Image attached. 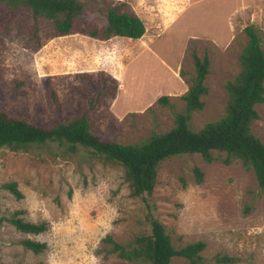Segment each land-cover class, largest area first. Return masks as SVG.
<instances>
[{"label": "rangeland", "instance_id": "obj_1", "mask_svg": "<svg viewBox=\"0 0 264 264\" xmlns=\"http://www.w3.org/2000/svg\"><path fill=\"white\" fill-rule=\"evenodd\" d=\"M84 1L85 11L68 34L27 7L16 10L0 2L1 107L48 124L81 112L101 93L89 114L97 132L141 142L153 130L171 129L176 112L185 110L181 95L195 72L197 50L210 58L205 106L190 118L200 129L225 112V84L241 69L248 24H258L264 46V0H192L172 24L152 31L150 42L89 35L107 25V10L119 0ZM128 1L134 7L174 0ZM160 95L169 96L170 103H159ZM257 109L252 128L264 140V101ZM218 155L211 162L199 152L163 160L154 186L155 213L177 248L206 241L205 264H264V190L240 159L230 164ZM196 165L204 171L201 182ZM11 179L23 196L0 186V264H135L110 253L105 241L113 236L128 244L150 227L148 209L131 194L121 165H104L83 146L72 151L58 141L27 152L0 147V183ZM19 209L26 221H44L47 228L26 233L1 218ZM25 239L46 246L35 253L23 245ZM218 253L238 261L216 262ZM172 264L194 263L175 256Z\"/></svg>", "mask_w": 264, "mask_h": 264}, {"label": "trees", "instance_id": "obj_2", "mask_svg": "<svg viewBox=\"0 0 264 264\" xmlns=\"http://www.w3.org/2000/svg\"><path fill=\"white\" fill-rule=\"evenodd\" d=\"M12 8L20 10L27 7L37 17L45 16L54 21L62 34L73 32L80 16L85 11L84 0H0ZM107 25L92 28L88 34L110 39L113 35L127 36L133 39L141 37L146 31L142 17L128 0H119L110 5L106 13ZM248 42L240 55L239 73L227 80L225 87L228 99L225 112L215 120L207 122L202 128L195 129L191 123L193 112L205 106L204 96L209 92L206 78L210 73L208 54L201 56L193 50L195 72L189 78V86L181 95L185 101V110L176 112L174 125L167 131L153 130L141 142H120L99 134L90 111L96 107L101 93L90 98V105L81 112L64 118H54L48 124L32 122L23 115L11 113L0 106V147L14 151L27 152L36 145L49 141L66 144L72 150L83 146L91 158L104 165H121L134 197H140L147 210L150 227L137 233L128 244L108 236L105 241L110 245L109 252H115L135 264H172L173 257L183 256L194 264H205L202 251L205 240L188 242L177 248L166 224L155 213L153 200L154 186L158 181L160 163L180 153L199 152L205 160L211 162L222 155L225 163L240 159L247 169L255 171L259 186L264 190V140L252 128L259 118L257 105L264 101V46L257 23L245 28ZM162 105L170 103L169 96L160 95L157 99ZM196 179L201 182L204 171L198 165L194 167ZM0 186L22 197L16 180H7ZM22 210L1 216L14 224L20 231L39 234L47 228L46 222L26 221ZM23 245L37 253L43 251L45 242L25 239ZM216 262L235 263L238 258L225 254H216ZM37 264H45L37 263Z\"/></svg>", "mask_w": 264, "mask_h": 264}, {"label": "crops", "instance_id": "obj_3", "mask_svg": "<svg viewBox=\"0 0 264 264\" xmlns=\"http://www.w3.org/2000/svg\"><path fill=\"white\" fill-rule=\"evenodd\" d=\"M190 2H192V0H174L167 5L166 2L163 1H162L163 4L159 3V1L151 2L149 5L140 2L138 4H135L134 9L142 17L146 25V31L141 37H139V39L144 38L143 40L145 41V38L147 37V41L150 42L151 38L155 37L153 36L154 34L152 31L157 30V28L161 26H168L172 24L178 17V14ZM113 36H120V35H113Z\"/></svg>", "mask_w": 264, "mask_h": 264}]
</instances>
